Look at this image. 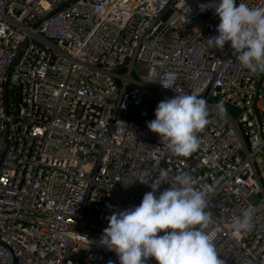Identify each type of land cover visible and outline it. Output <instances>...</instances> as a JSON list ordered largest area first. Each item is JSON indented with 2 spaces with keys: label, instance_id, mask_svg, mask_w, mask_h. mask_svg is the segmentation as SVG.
Wrapping results in <instances>:
<instances>
[{
  "label": "built area",
  "instance_id": "1",
  "mask_svg": "<svg viewBox=\"0 0 264 264\" xmlns=\"http://www.w3.org/2000/svg\"><path fill=\"white\" fill-rule=\"evenodd\" d=\"M218 3L0 0V264H119L99 244L106 217L141 203L136 179L156 164L206 194L224 264H264V74L230 44L207 48L220 21L199 6ZM193 92L210 123L196 152L171 156L147 122ZM249 206L252 230L233 235Z\"/></svg>",
  "mask_w": 264,
  "mask_h": 264
},
{
  "label": "clouds",
  "instance_id": "2",
  "mask_svg": "<svg viewBox=\"0 0 264 264\" xmlns=\"http://www.w3.org/2000/svg\"><path fill=\"white\" fill-rule=\"evenodd\" d=\"M199 7L202 12L214 7L220 21L218 35L207 39V48L222 51L226 43L230 44L242 68L264 74V6L219 0L218 4ZM157 75L155 67L150 69L149 77ZM174 78L173 73L167 74L169 82ZM157 82L152 78L146 81ZM223 112L221 101L216 114ZM209 115L207 102L198 93H182L160 101L155 119L147 122V127L158 134L171 156L186 158L198 150L197 134L210 123ZM152 157L158 159V150ZM136 180L151 191L144 194L138 206L106 217L108 227L99 239L101 246L117 255L119 264H147L150 258L157 264H224L218 258L214 236L205 231L212 221L206 194L194 187L196 181L190 173L170 176L167 169L156 164ZM162 184L170 187L157 195ZM253 215L252 206L242 209L234 219L233 235L251 231Z\"/></svg>",
  "mask_w": 264,
  "mask_h": 264
},
{
  "label": "rangeland",
  "instance_id": "3",
  "mask_svg": "<svg viewBox=\"0 0 264 264\" xmlns=\"http://www.w3.org/2000/svg\"><path fill=\"white\" fill-rule=\"evenodd\" d=\"M119 72L122 73L123 70H120ZM233 114H234V116H237V115H238V111H237V110H234V111H233Z\"/></svg>",
  "mask_w": 264,
  "mask_h": 264
}]
</instances>
